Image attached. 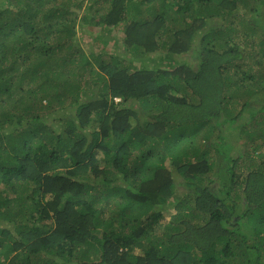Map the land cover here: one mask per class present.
<instances>
[{
	"label": "trees",
	"instance_id": "obj_1",
	"mask_svg": "<svg viewBox=\"0 0 264 264\" xmlns=\"http://www.w3.org/2000/svg\"><path fill=\"white\" fill-rule=\"evenodd\" d=\"M258 95L264 0H0V264H264Z\"/></svg>",
	"mask_w": 264,
	"mask_h": 264
},
{
	"label": "rangeland",
	"instance_id": "obj_2",
	"mask_svg": "<svg viewBox=\"0 0 264 264\" xmlns=\"http://www.w3.org/2000/svg\"><path fill=\"white\" fill-rule=\"evenodd\" d=\"M243 13H244L243 9L241 11L239 10L238 13H236V20H242V18L245 17V15H243ZM255 24H256V21H255ZM239 27H241V26H239ZM83 29H85V27L83 25L79 27L78 35H79V38H81V43H82L81 45L84 48H86L85 44L88 42V38H90V37L87 33H85V31ZM259 31H260V29H259ZM259 31H256V32L254 31V35L257 34L256 37L259 36V34H260ZM118 42L122 44V36L121 35H119V37H118ZM256 49L257 48H255L254 50L251 48H248L247 52H249V54L254 52V54H255ZM253 103L258 108H260L264 104L263 95H258V98H256L253 101ZM246 110L247 109L242 111L244 117H248V115H249ZM263 118L264 117H262V115H260V114L256 115L254 117L252 124H247V126L249 127L250 130H252V129L256 130L257 135L254 137L251 136L249 138V136L246 133H243L241 131L239 132L238 127L237 128H229V129L225 128L224 129V132H229V133L225 137V141H224L223 145H228L230 147V149H228V150L224 148L230 156H237L239 153H243L244 150L251 152L252 148L255 147L256 144H259L261 146L259 148L264 150V135L262 136L263 138L259 137V135L262 133H261V125H258V124H260V120ZM235 136L238 137V139H236ZM252 138H254V139H252ZM254 141H255V144H253ZM211 151H212L214 157H216V159L221 158V155L218 154L217 152H215L214 149H211ZM176 176L178 177V174H176ZM163 207L164 208L162 209L161 220L170 219L172 217V214L175 212L174 203L172 201H166V203H165V205H163ZM198 221L199 220L197 218H195L193 222H198ZM132 253L133 254H141L142 250L139 247H134Z\"/></svg>",
	"mask_w": 264,
	"mask_h": 264
},
{
	"label": "clouds",
	"instance_id": "obj_3",
	"mask_svg": "<svg viewBox=\"0 0 264 264\" xmlns=\"http://www.w3.org/2000/svg\"><path fill=\"white\" fill-rule=\"evenodd\" d=\"M244 151H245V150H244ZM244 151H243V152H244ZM263 151H264V150H263ZM263 165H264V156H263Z\"/></svg>",
	"mask_w": 264,
	"mask_h": 264
},
{
	"label": "water",
	"instance_id": "obj_4",
	"mask_svg": "<svg viewBox=\"0 0 264 264\" xmlns=\"http://www.w3.org/2000/svg\"><path fill=\"white\" fill-rule=\"evenodd\" d=\"M73 9H75V8H73ZM76 10V9H75Z\"/></svg>",
	"mask_w": 264,
	"mask_h": 264
}]
</instances>
